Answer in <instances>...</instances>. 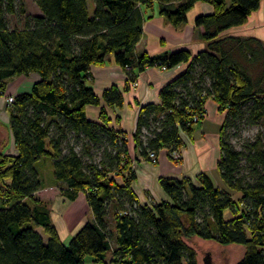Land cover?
<instances>
[{
  "label": "trees",
  "instance_id": "1",
  "mask_svg": "<svg viewBox=\"0 0 264 264\" xmlns=\"http://www.w3.org/2000/svg\"><path fill=\"white\" fill-rule=\"evenodd\" d=\"M18 1L0 0V94L15 76L39 78L9 107L17 152H0V264H86L88 256L94 264H199L196 236L243 245L236 264H264V42L222 34L243 24L261 0H93L92 12L89 0H35L39 13L26 12L24 0L18 9ZM197 2L213 7L195 18L201 49L136 51L154 12L179 26ZM9 14L21 25L11 26ZM110 55L127 80L98 94L91 67ZM180 63L186 65L160 89V102L140 106L133 156L113 112L140 72ZM208 98L225 114L216 164L224 185L205 171L161 176L167 198L141 203L132 187L135 163L162 149L176 160L172 152L184 146L182 133L192 136L205 119ZM90 105L99 106L98 119L89 117ZM242 123L263 129L237 149L229 130ZM45 161L61 194H84L92 214L67 244L36 194L46 187Z\"/></svg>",
  "mask_w": 264,
  "mask_h": 264
},
{
  "label": "crops",
  "instance_id": "2",
  "mask_svg": "<svg viewBox=\"0 0 264 264\" xmlns=\"http://www.w3.org/2000/svg\"><path fill=\"white\" fill-rule=\"evenodd\" d=\"M212 10L213 7L211 4L197 2L188 12V20L179 26L172 25L164 16L154 12V15L144 22L143 34L136 45V51H147L152 55H157L175 48L186 47L193 53L197 52L204 46V42L201 39L203 28L195 25V18L200 14L210 13ZM222 34L256 36L264 42V0H261L259 8L253 11L243 24L231 27ZM185 65V63H180L167 71H161L155 66L147 67L144 71L139 73L136 81L137 83H132L130 89L124 92V103L122 107L116 108L113 115L119 114L121 116V121L118 125L128 132L129 149L133 156L139 155L132 134L136 128L140 106L148 102H160V89L178 74ZM91 77L90 84L98 94H101L104 88L114 83L123 87L127 80L125 71L114 61L112 55L105 64L92 65ZM38 78L39 75L35 72L28 75L22 74L13 77L9 81L5 92L0 94V116H5L6 119H9L10 106H8L6 102L7 95L17 94L22 91H30L33 83L38 80ZM205 106L207 113L204 120H207L209 106H213L217 111L218 106L212 98L207 99ZM87 113L91 119H98L99 106H88ZM219 113L218 121L221 122V126L224 120V113ZM194 132L192 136L182 133L185 143L184 146L179 149L181 156L175 158L176 160L168 156L166 149H162L156 161L140 158V160L135 163V170L137 173L136 183L139 181L143 182V196L141 198L138 195L141 203H151L152 201H159L160 199L167 198V194L159 186L161 176H188L195 178V176L188 172V152L194 151L197 159L208 158L210 163L209 167L213 168L214 163L216 167L217 160L220 156L219 131L216 135V143L219 144L218 155L215 154V151L213 153L211 148H209L205 133L198 139L195 137ZM13 147L14 149H12V152L15 154L17 151L14 143ZM197 175L198 174H196V176ZM147 183H149L151 187L148 186ZM42 189H46V187ZM71 211L76 212L75 210Z\"/></svg>",
  "mask_w": 264,
  "mask_h": 264
},
{
  "label": "rangeland",
  "instance_id": "3",
  "mask_svg": "<svg viewBox=\"0 0 264 264\" xmlns=\"http://www.w3.org/2000/svg\"><path fill=\"white\" fill-rule=\"evenodd\" d=\"M26 12L39 13L40 9L37 6L35 0H24ZM18 9L20 6V0L17 3ZM94 2L89 0L90 11H93ZM19 15H8V19L11 26L21 25ZM111 56V55H110ZM214 104V103H213ZM224 113V112H223ZM220 113L212 106H209L207 120L195 123L194 135L198 139L202 134H206V139L212 152L219 154V144L216 143V135L218 134L220 121H218ZM225 116V114H223ZM263 129L261 124H240L238 128H231L229 130V140L237 149H242L244 142L253 140L257 133ZM144 133L148 135V131L144 130ZM144 137H146L144 135ZM14 139L10 128L9 119L5 116H0V152H12ZM215 147V148H213ZM190 149V148H189ZM206 149V148H205ZM208 158L197 159L194 151L188 152V172L197 177L202 171L207 172L216 184L224 185L217 168L209 167ZM40 171L43 175V180L46 182V189H42L37 192V195L42 198L51 209L52 220L57 226L60 236L64 243H68L72 235L79 229V227L91 217V211L87 204L85 195L80 194L74 201L68 200L61 194L59 186L53 183V170L50 161L42 162ZM248 170L245 169L244 173ZM137 177L134 179L132 187L137 195L141 198L143 196V182L136 183ZM148 186L151 187L149 183ZM159 186L162 188L160 180ZM153 187V185H152ZM164 191V190H163ZM161 200V199H160ZM159 200V201H160ZM144 202V201H143ZM75 210L76 212H72ZM230 216V212L226 213ZM42 231L41 227H38ZM194 246L197 249V258L199 264H236L242 255L244 254L245 247L241 244H221L214 239H205L201 237H194ZM86 264H94L91 257H87Z\"/></svg>",
  "mask_w": 264,
  "mask_h": 264
},
{
  "label": "built area",
  "instance_id": "4",
  "mask_svg": "<svg viewBox=\"0 0 264 264\" xmlns=\"http://www.w3.org/2000/svg\"><path fill=\"white\" fill-rule=\"evenodd\" d=\"M177 66V65H176ZM176 66H174V67H176ZM156 67H158L161 71H167V70H169V69H172V68H174V67H172V68H167V67H165V66H156ZM137 82H134V84H136ZM15 95L16 94H9V95H7V97H6V102H7V104H8V106H10L11 105V103L14 101V97H15ZM172 154H173V156H174V158H179L180 156H181V153H180V151L179 150H174L173 152H172ZM150 159L152 160V161H156L157 159H158V154H156V152H150Z\"/></svg>",
  "mask_w": 264,
  "mask_h": 264
}]
</instances>
